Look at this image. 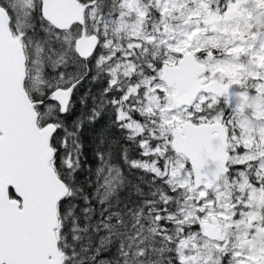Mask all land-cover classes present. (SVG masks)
<instances>
[{"label": "snow or ice", "instance_id": "1", "mask_svg": "<svg viewBox=\"0 0 264 264\" xmlns=\"http://www.w3.org/2000/svg\"><path fill=\"white\" fill-rule=\"evenodd\" d=\"M0 264H264V0H0Z\"/></svg>", "mask_w": 264, "mask_h": 264}]
</instances>
